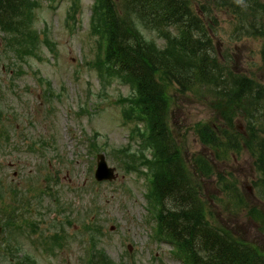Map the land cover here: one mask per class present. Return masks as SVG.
<instances>
[{"label": "rangeland", "instance_id": "rangeland-1", "mask_svg": "<svg viewBox=\"0 0 264 264\" xmlns=\"http://www.w3.org/2000/svg\"><path fill=\"white\" fill-rule=\"evenodd\" d=\"M98 1L36 0L33 25L40 42L22 60L7 50L8 35L0 31L4 238L13 241L19 235L12 225H19V217L28 220L37 210L46 211V222L15 251L28 253L37 264H107L101 253L115 264H187L157 234L160 207L153 198L155 178L162 172L160 140L154 143L152 124L137 117L142 105L134 96L135 82L113 76L109 62L103 61L106 37L94 18L100 12ZM215 1L195 0L192 5L195 15L203 10L200 18L210 30L213 52L227 70L264 86V0H257L262 10L256 0H239L243 8L238 12ZM255 20L256 27H250ZM136 26L157 48L165 47L157 32ZM166 88V122L186 167L189 160L208 221L264 255V198L256 187L263 189L264 180L253 162V137H264L252 118L259 111L229 106L209 90H182L175 80ZM211 140L219 151L212 150ZM100 152L116 167L112 182L94 179ZM199 162L208 171L202 172ZM226 183L232 185L229 193ZM58 232L71 237L50 247L52 253L36 247L37 239L51 244L49 237ZM3 258L0 249V264Z\"/></svg>", "mask_w": 264, "mask_h": 264}, {"label": "trees", "instance_id": "trees-1", "mask_svg": "<svg viewBox=\"0 0 264 264\" xmlns=\"http://www.w3.org/2000/svg\"><path fill=\"white\" fill-rule=\"evenodd\" d=\"M194 1L99 0L96 7L100 6V12L94 18L99 19L101 33L106 36V56L112 75L135 82L142 105L140 115L152 124L154 143L160 140L157 149L162 172L155 178L153 198L160 207L158 232L174 243L188 264H264V255L256 246L209 223L199 185L191 178L166 122L170 104L166 86L175 80L182 90L193 93L209 90L223 97L229 106L235 103L245 112L259 111L260 115L252 118L264 131V86L245 74L227 70L213 52L210 30L200 18L203 10L201 14L193 12ZM238 2L214 3L238 12L243 8ZM253 2L263 9L257 0ZM35 7L33 0H0V28L9 35L6 47L18 58L32 52L36 42L30 21ZM257 21L251 22L250 27H256ZM139 23L164 38L165 47L157 48L151 43L153 38L149 40L138 30ZM170 28L178 34H172ZM262 50L264 60V46ZM253 143L258 153L254 151L255 164L263 182L264 137L257 134ZM199 163L202 171L208 169L204 162ZM101 256L107 264H115L104 253Z\"/></svg>", "mask_w": 264, "mask_h": 264}, {"label": "flooded vegetation", "instance_id": "flooded-vegetation-1", "mask_svg": "<svg viewBox=\"0 0 264 264\" xmlns=\"http://www.w3.org/2000/svg\"><path fill=\"white\" fill-rule=\"evenodd\" d=\"M50 218L51 220L55 219L54 216ZM46 220L47 219L41 218L39 216H35L33 218V217H30L29 215H28V220L23 219L21 222V225L23 227L21 231H23V233H22V236H20V241L25 242V240H27L26 238L27 236L34 237L36 234L35 232L38 231L39 225L43 222H46ZM3 236L4 235L2 234L0 238V249H2L3 253L6 255V257H4L5 259L3 258L4 264H29L28 257L25 254L23 253L22 254H17V253L12 254V252L15 251V248H14L15 240L13 239L12 241V238L5 239Z\"/></svg>", "mask_w": 264, "mask_h": 264}, {"label": "water", "instance_id": "water-1", "mask_svg": "<svg viewBox=\"0 0 264 264\" xmlns=\"http://www.w3.org/2000/svg\"><path fill=\"white\" fill-rule=\"evenodd\" d=\"M98 166H97V171H96V178L98 180L101 179H109L112 180V178L116 177L115 174V167H109L107 164L106 159L104 158V154L100 153V155H98Z\"/></svg>", "mask_w": 264, "mask_h": 264}]
</instances>
